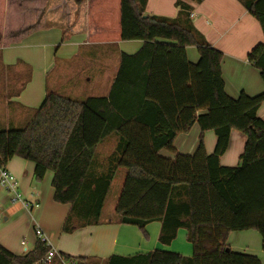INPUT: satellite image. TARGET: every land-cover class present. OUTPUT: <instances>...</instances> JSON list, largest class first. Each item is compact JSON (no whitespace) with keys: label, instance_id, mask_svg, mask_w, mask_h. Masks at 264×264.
<instances>
[{"label":"trees","instance_id":"obj_1","mask_svg":"<svg viewBox=\"0 0 264 264\" xmlns=\"http://www.w3.org/2000/svg\"><path fill=\"white\" fill-rule=\"evenodd\" d=\"M44 1L0 0V47L42 24ZM77 3L86 4L88 42L143 40V47L122 54L108 96L74 99L49 91L24 126L0 129L1 162L15 156L34 162L37 181L53 172L55 201L71 205L63 225L68 233L100 218L115 171L125 168L116 206L120 221L142 230L162 222L159 240L164 244L184 227L194 249L192 256L160 249L112 255L107 264H263L257 255L232 250L227 240L233 231L255 230L264 249V119L258 113L264 92L231 97L223 78V52L192 24L147 15L139 0ZM245 5L264 31V0H246ZM191 45L200 53L196 63L187 55ZM249 60L264 80V43L251 51ZM195 123L201 128L197 149L177 152L175 138ZM233 129L246 136V143L240 163L224 166L221 156ZM208 130L217 136L212 154L203 142ZM113 133L121 138L119 155L107 171L98 172L96 149ZM162 150L175 157L163 156ZM49 249L39 239L33 251L17 255L0 243V264H34ZM62 256L91 264L87 257ZM51 264L63 263L56 256Z\"/></svg>","mask_w":264,"mask_h":264},{"label":"crops","instance_id":"obj_2","mask_svg":"<svg viewBox=\"0 0 264 264\" xmlns=\"http://www.w3.org/2000/svg\"><path fill=\"white\" fill-rule=\"evenodd\" d=\"M77 1L45 2V25L48 27L49 23H60L63 28L64 37L61 41L58 32L61 42L58 47L51 41V32H44L48 28H36L30 32L35 36L34 40L37 41L39 39L36 38L40 37L38 45L44 46V53L35 48L27 53L17 46L0 47V129L24 126L42 105L49 91L61 93V90L68 89L67 94L75 96L74 99L108 96L118 75L122 54H135L143 47V40L88 42L86 4L79 6ZM139 2L144 4L147 15H158L182 24H192L199 35L223 52V78L226 92L231 97L238 98L242 92L249 96L264 92L261 69L249 60L251 51L264 43V31L259 20L246 7V0ZM41 26L39 23L38 28ZM34 44L36 43H26L25 46ZM51 48H56L54 53ZM55 53L59 54L60 61H57ZM187 55L194 63L200 59L199 50L194 45L187 47ZM91 64L93 70L87 68ZM36 67L42 69L44 75L43 79L38 77L37 84L36 76L33 79V68ZM36 85L42 86L37 91L31 89V86ZM87 86L92 90L85 91ZM258 113L264 119V102ZM200 139L201 128L195 123L188 132L177 135L174 145L177 152L193 154ZM203 142L207 153L212 154L217 142L215 132H204ZM245 143L246 136L233 129L229 148L221 156V164L237 166L240 163L237 156L240 158ZM120 145L121 138L117 133L109 135L98 145L94 164L98 172L108 170L110 160H115L119 155ZM161 154L169 158L175 157L168 150H162ZM6 166L16 176L24 198L39 202L38 207L29 210L23 203L13 202L11 194L0 184V243L17 255L33 251L40 238H44L59 253L87 257L91 264H107L112 255L133 256L154 249L184 256L193 255V245L188 240L187 229L184 227L178 229L177 236L171 243L164 244L159 240L162 222L149 223L142 230L120 221L116 206L127 174L125 168L120 167L115 171L100 218L76 227L68 234L67 244L73 248L68 249L60 240L71 205L55 201L53 172L48 171L42 181H37L35 163L19 156L12 158ZM116 182L117 191L112 197ZM37 227L43 230V237L36 234ZM227 245L234 251L259 256L264 264V249L259 232L233 231L229 234Z\"/></svg>","mask_w":264,"mask_h":264},{"label":"rangeland","instance_id":"obj_3","mask_svg":"<svg viewBox=\"0 0 264 264\" xmlns=\"http://www.w3.org/2000/svg\"><path fill=\"white\" fill-rule=\"evenodd\" d=\"M46 1V0H45ZM45 1H44V3H45ZM55 2H57V0H54ZM22 20H24V21H26L27 20V18L24 16L23 18H22ZM10 18H8L7 19V22H9L10 23ZM41 23H42V26L40 27V28H37V29H40V30H43V29H47L48 28V30H44V32H51V33H49V34H52V39L51 38H49L48 39V41H50V39H51V41H52V43H53V45H56V47H58V45H59V43H61V42H59V38H58V32H60V41H61V39L64 37V33H63V28H62V25L60 24V23H58L57 25H56V23H53L52 25L49 23V25H48V27L45 25V18L41 21ZM51 27H53V29H50ZM55 27H57V29H55ZM29 33H27L26 35H23L20 39H18L16 42H13V43H11V44H9V45H6L5 47H14V46H17L18 48H21L23 51H25V52H27V53H29L30 51H32L33 50V48H35L38 52H40V53H44V52H46V49L44 48V46H42V45H38V43H40V37H38V38H36V39H39V40H34L35 39V36H33V34L32 33H30L29 35H28ZM65 41V40H64ZM26 43H36V44H34V46H25V44ZM53 50V53H54V50H56V48H51V51ZM48 51H49V49H48ZM101 54V53H100ZM55 56H57V61H60V58H59V54H56L55 53ZM88 69H91V70H93V66H92V64L91 65H89L88 67H87ZM33 74H34V77H33V79H35V76H36V84H37V80H38V77L40 76V78H44V75H43V70L42 69H38L37 67L36 68H33ZM36 74V75H35ZM42 85H36V86H31V89L33 88L34 89V91H37L38 89H39V87H41ZM65 87H68V86H65ZM62 89H64V88H62ZM90 90H92L91 89V87H89V86H87L86 87V90L85 91H90ZM68 89H64V90H61V93L60 94H66L67 96L69 95V97H71V98H75V96H73V95H71V94H67L68 93ZM65 95V96H66ZM84 97H86V96H84ZM237 160H240V158H239V156H237ZM117 186H118V184H117V182L115 183V185H114V188L112 189V197H113V195H114V193L117 191ZM110 202H111V200H110ZM61 234H63L62 235V238H61V240H60V242L62 241V243L64 244V245H66V247L69 249V248H71V249H73L71 246H70V244H67V237H68V232H62ZM74 247V246H73ZM75 248V247H74Z\"/></svg>","mask_w":264,"mask_h":264},{"label":"built area","instance_id":"obj_4","mask_svg":"<svg viewBox=\"0 0 264 264\" xmlns=\"http://www.w3.org/2000/svg\"><path fill=\"white\" fill-rule=\"evenodd\" d=\"M0 184L3 185L8 190V192L11 194V197H12L11 200L13 202H21L29 210H33L34 208L39 206L38 201H29L24 198V195L20 189V185H19V182L16 176L8 169L6 164L1 162V160H0ZM36 234L39 237L44 236V232L40 227H37ZM40 239L46 242L47 244V241H45L44 238L43 239L40 238ZM56 256L61 258V261L63 264H75L73 260L64 259L62 254L59 253L58 250L54 247H50L46 255L42 257L41 259L35 261L34 264H51L53 262L54 257Z\"/></svg>","mask_w":264,"mask_h":264}]
</instances>
